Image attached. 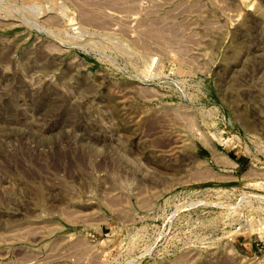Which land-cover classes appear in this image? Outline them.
Wrapping results in <instances>:
<instances>
[{
	"label": "rangeland",
	"instance_id": "obj_1",
	"mask_svg": "<svg viewBox=\"0 0 264 264\" xmlns=\"http://www.w3.org/2000/svg\"><path fill=\"white\" fill-rule=\"evenodd\" d=\"M0 264H264V0H0Z\"/></svg>",
	"mask_w": 264,
	"mask_h": 264
}]
</instances>
